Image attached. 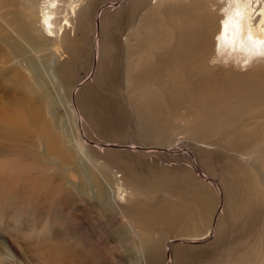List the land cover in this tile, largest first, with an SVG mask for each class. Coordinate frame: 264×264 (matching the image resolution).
Segmentation results:
<instances>
[{"label": "bare ground", "instance_id": "bare-ground-1", "mask_svg": "<svg viewBox=\"0 0 264 264\" xmlns=\"http://www.w3.org/2000/svg\"><path fill=\"white\" fill-rule=\"evenodd\" d=\"M80 1L0 0V20L5 17L6 23L0 36L1 59L6 63H18L23 71L20 73L25 78L14 73L15 85L29 87L30 97L34 96L33 89L36 87L42 103L47 104L53 110L52 115L58 118L60 134L55 145L56 156L44 155L47 164L58 167L65 175L71 170L75 171L80 179L72 184V191L80 197H88L103 214L120 219L123 225H127L128 230L121 227L117 232L123 241L128 239V232L133 234L128 243L142 250L139 254L142 256L135 264H162L165 244L161 243V236L156 238L153 234L166 230L176 234L174 238L197 240L201 234L193 230L199 229L204 221L202 216L193 220L188 218L185 200L197 206L211 228L216 208L221 203V194H208L203 181L197 180L190 170L181 178L167 169H151L150 165L143 166L123 159L120 154L113 160L122 162L121 168L107 162L102 164L80 138L78 121L75 119L77 109H80L86 124L104 137L118 138L120 134L130 133L170 145L174 140L168 139L169 127L160 123L166 120L164 109L171 112L179 101L191 93L197 98L218 101L232 91L248 90L251 95L264 100V81L258 85L243 82L224 85L217 76H192L189 82L184 77L187 63L200 66L203 62L209 64V59L214 62L219 57L242 70L257 63L256 67L264 71V0L203 1V22L197 25H193L195 11L189 7L192 0H125L124 6L114 13L101 14L99 40L96 39L95 44L91 41L90 48H85L79 42L87 29H92L95 37L97 0H88L85 6L77 9ZM141 12L137 28L131 30L130 23ZM71 36L75 38L70 39ZM94 48L98 56L95 77L91 81L75 79V59L77 61L83 57L84 62L89 59L91 68ZM62 54L64 56L61 57ZM139 72L143 73V79L153 76V87L146 90L132 82V73ZM161 77L166 79L167 84H160ZM235 78L245 79L244 76ZM0 79L8 80L4 73ZM77 84L80 88L74 97L78 108L72 96V87ZM104 86H107L106 91H103ZM117 94L136 114L135 123L132 126L129 124L131 127L124 126L125 111L119 106L120 102L114 100ZM166 98L169 102H166L167 105L162 101ZM251 104L254 105L252 101ZM143 106L147 109H143ZM59 108L63 114L59 115ZM8 109L10 112L4 111L0 115L6 123L0 125L5 127L0 136L6 140L2 145L0 143V153L3 145L8 148L15 146L24 137L16 133L15 125L8 116L13 109ZM246 110L249 108L246 107L242 114ZM258 118L264 119V102L262 111L250 120ZM245 125L248 124L235 125L231 134L243 133ZM234 151L235 160L251 161L241 150ZM88 161L92 168L84 164ZM258 169L262 168L258 166ZM226 175H221L225 203L216 228L217 236L221 238L226 235L224 233L232 231V220H236L239 204L244 201L239 202L238 199V179ZM154 198L157 200L154 201ZM194 220L198 221L196 228L192 226ZM221 244H217L218 247ZM178 252L174 250L175 258L183 256L182 252ZM182 258L187 259L186 256Z\"/></svg>", "mask_w": 264, "mask_h": 264}, {"label": "rangeland", "instance_id": "rangeland-1", "mask_svg": "<svg viewBox=\"0 0 264 264\" xmlns=\"http://www.w3.org/2000/svg\"><path fill=\"white\" fill-rule=\"evenodd\" d=\"M97 1L95 37L92 29H87L79 42L85 48H90L91 41L95 44L96 39L99 40L101 14L114 13L125 3V0ZM203 1L206 0H192L189 3V7L195 11L193 25L203 22ZM87 2L88 0L80 1L77 9ZM142 13L130 23L131 30L137 28ZM4 19L5 17L0 20V36L3 35L2 27L6 28ZM72 19L75 20L74 17ZM174 34L179 36L177 32ZM138 35L140 36L139 33ZM92 52L94 61L91 68L89 59L87 62H84L83 57L77 61L75 59V79L91 81L95 77L98 67L97 49L94 48ZM1 53L0 47V78L4 73L8 80L0 79V115L4 111L10 112L8 108H12L13 112L8 116L15 125L16 133L24 137L15 146L8 148L3 145L0 153V264H135L142 256L139 255L142 250L128 243L133 234L127 233L126 242L120 240L117 232L121 227L127 229V225H123L120 219L103 214L93 206L88 197H80L72 191V184L78 183L80 179L75 171L71 170L65 175L58 167L47 164L44 155L56 156L55 145L60 134L58 118L52 115L53 110L47 104L42 103L36 87L32 88L34 96L30 97L29 87L15 85L14 73L25 78L21 75L23 71L14 61V64L2 62L4 60L1 59ZM169 62L171 64V58ZM186 65L187 73L184 77L186 76L187 82L192 76L205 75L220 77L224 85H235L238 82L258 85L264 81V71L256 67L257 63L242 70L219 57L214 62L209 59V64L203 62L200 66L195 63ZM142 76V72L132 73V82L146 90L153 87V76L149 75L144 79ZM237 76H244L245 79L235 78ZM165 80L161 77L160 84H167ZM78 84L72 87L77 108L74 95L80 88ZM106 90L107 86H104L103 91ZM114 100L122 102L119 106L125 111L124 126H132L136 114L131 106L123 103V98L118 94ZM162 101H165V105L169 103L167 98ZM263 102V98L251 95L248 90L232 91L224 94L218 101L197 98L191 93L179 101L171 112L164 109L166 120H161L160 123L169 127L168 139L174 140L170 145L130 133L120 134L118 138L104 137L86 124L80 109H77L75 119L78 121L80 138L100 158L102 164L107 162L108 165L121 168L122 162L113 160L120 154L123 159L127 158L143 166L150 165L151 169H167L181 178L190 170L197 180L203 181L208 194H221L219 200L222 204L219 202L216 208L211 228L197 206L185 200L188 218L193 220L202 216L204 221L200 226L202 229L193 230L201 234L197 240L188 237L174 238L177 235L166 230L153 234L156 238L161 236V243L165 244L162 264H264V119L250 120L262 111ZM246 107L249 110L242 114ZM142 108L147 109L146 106ZM60 114H63L62 110L59 111ZM4 121L0 117V125H5ZM238 124L248 125L242 128L243 133L237 131L241 134H231ZM4 128L0 126V135ZM3 142L6 140L0 136L1 145ZM236 149L249 156L251 161L235 160L233 153ZM84 164L89 168L93 167L89 161ZM258 166L262 169H258ZM222 174L238 179V199L239 202L244 201L239 204L240 211L236 220H232V231L224 233L226 235L222 238L218 235V238L217 220L223 213L225 203ZM142 198L145 199L146 196L143 195ZM172 198L182 201L179 197ZM196 223L198 221L194 220L193 228L197 227ZM217 244L221 245L218 247ZM175 249L187 259H183V256L175 258Z\"/></svg>", "mask_w": 264, "mask_h": 264}]
</instances>
